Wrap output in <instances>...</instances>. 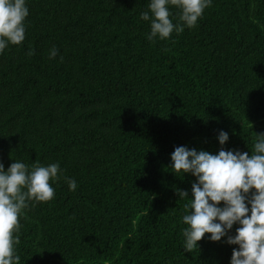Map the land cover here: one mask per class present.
Here are the masks:
<instances>
[{"label":"trees","instance_id":"obj_1","mask_svg":"<svg viewBox=\"0 0 264 264\" xmlns=\"http://www.w3.org/2000/svg\"><path fill=\"white\" fill-rule=\"evenodd\" d=\"M27 6L25 40L0 54V163L62 175L19 217L20 264H229L224 238L184 251L176 189L191 195L195 178L170 154H215L220 130L225 150L251 154L264 133V0H213L194 28L152 41L147 0Z\"/></svg>","mask_w":264,"mask_h":264},{"label":"clouds","instance_id":"obj_2","mask_svg":"<svg viewBox=\"0 0 264 264\" xmlns=\"http://www.w3.org/2000/svg\"><path fill=\"white\" fill-rule=\"evenodd\" d=\"M212 3L213 0H147L146 10L140 13V19L150 26L147 39L167 40L173 32L194 28ZM173 7L178 17L172 13ZM28 16L27 0H0V54L25 40ZM56 55L53 46L50 58ZM217 140L221 147L215 154L187 146H177L170 154L169 170L173 174L195 178L191 195L176 189L179 200L186 201L181 217L186 226L182 229L183 249L191 253L199 248L198 242L205 234H210L206 237L210 242L224 238L227 245L238 246L232 249L229 264H264V133L256 134L251 154L225 150L223 146L229 141L226 131L220 130ZM61 175L59 162L28 165L13 160L7 170L0 163V264H20L16 254L22 227L19 217L30 204L54 199L52 184ZM63 179L69 191L77 189L74 179Z\"/></svg>","mask_w":264,"mask_h":264}]
</instances>
